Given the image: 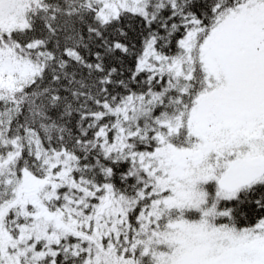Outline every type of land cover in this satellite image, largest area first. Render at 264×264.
<instances>
[{"label":"snow or ice","instance_id":"6c2138e0","mask_svg":"<svg viewBox=\"0 0 264 264\" xmlns=\"http://www.w3.org/2000/svg\"><path fill=\"white\" fill-rule=\"evenodd\" d=\"M0 264H264V0H0Z\"/></svg>","mask_w":264,"mask_h":264}]
</instances>
